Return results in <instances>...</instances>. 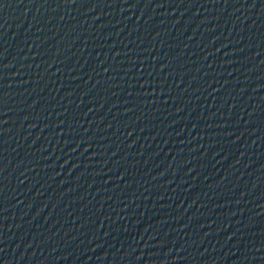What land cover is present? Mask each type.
Listing matches in <instances>:
<instances>
[{"label":"water","instance_id":"95a60500","mask_svg":"<svg viewBox=\"0 0 264 264\" xmlns=\"http://www.w3.org/2000/svg\"><path fill=\"white\" fill-rule=\"evenodd\" d=\"M0 264H264V0H0Z\"/></svg>","mask_w":264,"mask_h":264}]
</instances>
